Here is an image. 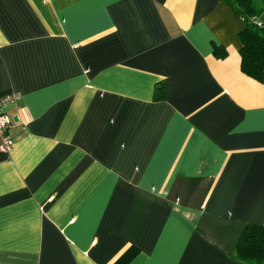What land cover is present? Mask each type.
Returning <instances> with one entry per match:
<instances>
[{
  "label": "crops",
  "instance_id": "1",
  "mask_svg": "<svg viewBox=\"0 0 264 264\" xmlns=\"http://www.w3.org/2000/svg\"><path fill=\"white\" fill-rule=\"evenodd\" d=\"M243 25L224 0H0V264H247L264 78Z\"/></svg>",
  "mask_w": 264,
  "mask_h": 264
},
{
  "label": "trees",
  "instance_id": "2",
  "mask_svg": "<svg viewBox=\"0 0 264 264\" xmlns=\"http://www.w3.org/2000/svg\"><path fill=\"white\" fill-rule=\"evenodd\" d=\"M235 14L243 21L239 33L242 46L239 50L241 70L257 80L264 78V20L261 12L264 10V0H224ZM261 20L258 24L252 16ZM213 52L217 57H224L226 50L221 45L213 44ZM164 82L157 85L154 97L165 98ZM235 259L247 264H264V225L247 223L242 229L236 243Z\"/></svg>",
  "mask_w": 264,
  "mask_h": 264
},
{
  "label": "built area",
  "instance_id": "3",
  "mask_svg": "<svg viewBox=\"0 0 264 264\" xmlns=\"http://www.w3.org/2000/svg\"><path fill=\"white\" fill-rule=\"evenodd\" d=\"M253 19L261 24V20L257 16ZM19 98L16 92L8 93L0 96V151L8 153L13 147L14 136L10 128L12 126V118L5 111L6 107L14 103Z\"/></svg>",
  "mask_w": 264,
  "mask_h": 264
},
{
  "label": "rangeland",
  "instance_id": "4",
  "mask_svg": "<svg viewBox=\"0 0 264 264\" xmlns=\"http://www.w3.org/2000/svg\"><path fill=\"white\" fill-rule=\"evenodd\" d=\"M255 2H256L257 5H258V3L262 2V1H261V0H255Z\"/></svg>",
  "mask_w": 264,
  "mask_h": 264
}]
</instances>
